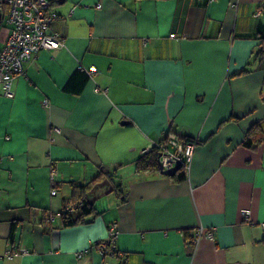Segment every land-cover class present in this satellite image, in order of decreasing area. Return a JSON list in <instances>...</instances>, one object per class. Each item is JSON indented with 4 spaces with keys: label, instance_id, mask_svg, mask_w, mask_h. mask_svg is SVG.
<instances>
[{
    "label": "crops",
    "instance_id": "0c3cea01",
    "mask_svg": "<svg viewBox=\"0 0 264 264\" xmlns=\"http://www.w3.org/2000/svg\"><path fill=\"white\" fill-rule=\"evenodd\" d=\"M50 1L65 46L27 61L13 97L0 88V264H264V141L242 144L264 134V0ZM169 133L199 142L186 178L138 175L131 161ZM114 169L124 194L96 184L100 213L64 226L72 182ZM112 222L118 253L102 256ZM200 227L213 236L191 242Z\"/></svg>",
    "mask_w": 264,
    "mask_h": 264
},
{
    "label": "built area",
    "instance_id": "2783aa9c",
    "mask_svg": "<svg viewBox=\"0 0 264 264\" xmlns=\"http://www.w3.org/2000/svg\"><path fill=\"white\" fill-rule=\"evenodd\" d=\"M7 7V13L3 22L8 26V36L0 48V88L6 97H13L12 89L13 79L25 73V63L39 53V51L51 50L64 47V40L60 34L53 28V22L59 17L52 8L50 0H1ZM97 6H100L99 4ZM257 15L259 14L256 13ZM174 36V34H171ZM83 68L92 79L94 72L97 71L95 65ZM44 104L47 103L45 99ZM152 146L160 148L159 163L163 169L173 167L178 161L185 165L188 170L196 143L195 141H184L178 139L174 133H169L165 140L158 141ZM151 146V147H152ZM150 147V148H151ZM149 150V149H148ZM147 150V151H148ZM54 170L51 172V179H54ZM56 194V188L51 190ZM73 210L71 204L61 210L69 213ZM244 217L250 215V210H242ZM45 219L53 220L52 213L48 212ZM118 233L117 223L112 222L108 226V236L104 240L96 243L97 251L100 255H113L118 253L116 246V236ZM213 236L211 230H204L202 227L196 229L191 234V241L195 243L201 236ZM20 251L26 252L25 248ZM11 256L10 251L6 253ZM82 251L77 253L78 256ZM102 264H107L105 261Z\"/></svg>",
    "mask_w": 264,
    "mask_h": 264
},
{
    "label": "trees",
    "instance_id": "16d2710c",
    "mask_svg": "<svg viewBox=\"0 0 264 264\" xmlns=\"http://www.w3.org/2000/svg\"><path fill=\"white\" fill-rule=\"evenodd\" d=\"M0 10L2 14V23L3 18L7 13V7L1 0ZM259 46L260 47L257 52V57H259L261 61H264V36L262 37V42L259 44ZM247 71V68H243L240 71L236 72L235 75L243 74ZM88 81L89 76L86 71L83 68H79L71 74L69 80L64 86V90L72 94H79ZM229 119L235 118L229 117L227 120ZM182 140L195 141L196 144L199 143L198 141H196V139L188 136L182 137ZM263 141L264 134L262 132V129L258 123H255L247 129L242 144L248 148L255 149ZM160 152L161 151L159 147L152 146L148 151L143 152L138 157L133 159L131 163L134 165L135 172L138 175L142 176L160 173ZM186 174L187 172L185 169V165H182V167L174 175L167 177L174 182H180L186 178ZM114 178H116L115 169L112 171H100L92 180L84 185H78L72 182L71 195L69 197V200L64 204L63 208L66 206V204H71L73 206V210L69 213L63 211L60 212L63 225L72 226L80 223H88L92 222L96 218L100 211L97 210L95 201L92 200L89 196L90 190L96 184L108 181L112 186L111 191H114L118 196L123 195L124 191L122 189L121 183L114 182Z\"/></svg>",
    "mask_w": 264,
    "mask_h": 264
},
{
    "label": "water",
    "instance_id": "95a60500",
    "mask_svg": "<svg viewBox=\"0 0 264 264\" xmlns=\"http://www.w3.org/2000/svg\"><path fill=\"white\" fill-rule=\"evenodd\" d=\"M2 20V14L0 10V25ZM182 167V162L178 161L173 167H170L168 169H163L160 167V173L166 176H172L174 175L180 168Z\"/></svg>",
    "mask_w": 264,
    "mask_h": 264
},
{
    "label": "rangeland",
    "instance_id": "374dc122",
    "mask_svg": "<svg viewBox=\"0 0 264 264\" xmlns=\"http://www.w3.org/2000/svg\"><path fill=\"white\" fill-rule=\"evenodd\" d=\"M7 30H8V26L4 22H2L0 25V40L3 37V33Z\"/></svg>",
    "mask_w": 264,
    "mask_h": 264
}]
</instances>
